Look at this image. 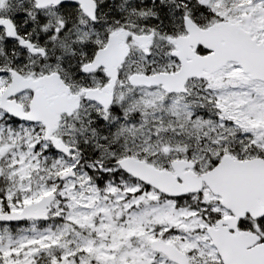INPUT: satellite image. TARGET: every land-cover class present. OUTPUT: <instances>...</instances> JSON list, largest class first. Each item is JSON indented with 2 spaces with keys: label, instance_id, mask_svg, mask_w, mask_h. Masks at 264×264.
I'll return each mask as SVG.
<instances>
[{
  "label": "snow or ice",
  "instance_id": "snow-or-ice-1",
  "mask_svg": "<svg viewBox=\"0 0 264 264\" xmlns=\"http://www.w3.org/2000/svg\"><path fill=\"white\" fill-rule=\"evenodd\" d=\"M0 264H264V0H0Z\"/></svg>",
  "mask_w": 264,
  "mask_h": 264
}]
</instances>
